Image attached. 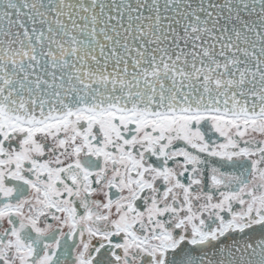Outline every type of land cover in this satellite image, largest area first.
I'll return each mask as SVG.
<instances>
[{
  "label": "snow or ice",
  "instance_id": "snow-or-ice-1",
  "mask_svg": "<svg viewBox=\"0 0 264 264\" xmlns=\"http://www.w3.org/2000/svg\"><path fill=\"white\" fill-rule=\"evenodd\" d=\"M0 264H264V0H0Z\"/></svg>",
  "mask_w": 264,
  "mask_h": 264
}]
</instances>
